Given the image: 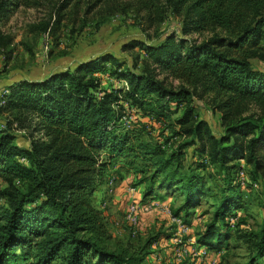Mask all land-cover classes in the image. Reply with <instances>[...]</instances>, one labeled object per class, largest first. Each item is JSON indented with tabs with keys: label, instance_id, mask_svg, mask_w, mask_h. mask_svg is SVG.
Here are the masks:
<instances>
[{
	"label": "trees",
	"instance_id": "trees-1",
	"mask_svg": "<svg viewBox=\"0 0 264 264\" xmlns=\"http://www.w3.org/2000/svg\"><path fill=\"white\" fill-rule=\"evenodd\" d=\"M77 1L61 0L59 8ZM144 1L179 16L181 34L143 45L140 70L103 52L41 78H18L0 93V264H142L138 251L104 244L103 217L92 204L95 183L118 157L149 172L145 191L154 183L179 191L171 215L182 211L185 219L212 191L208 177L220 174L196 245L217 252L235 237L249 249L241 264H264V214L255 231L231 230L229 221L244 200L236 174L244 168L250 181L264 182V71L249 62L264 60V0ZM8 3L16 4L0 0V10ZM205 29L206 37H187ZM97 71L126 87H101ZM167 75L180 83L167 86ZM204 96L219 112L217 136L195 110ZM20 135L26 144L17 143Z\"/></svg>",
	"mask_w": 264,
	"mask_h": 264
},
{
	"label": "rangeland",
	"instance_id": "rangeland-1",
	"mask_svg": "<svg viewBox=\"0 0 264 264\" xmlns=\"http://www.w3.org/2000/svg\"><path fill=\"white\" fill-rule=\"evenodd\" d=\"M15 3H8L6 12L0 10V93L6 90L7 83L18 78H41L103 52L114 54L138 71L146 61L143 45L156 44L168 33L181 34L179 16L166 7L148 8L144 0H78L60 8L61 0H15ZM57 13H61L59 23L50 28ZM210 32L205 29L187 37L201 39ZM132 40L140 44L123 46ZM249 62L264 71V60L249 58ZM92 76L101 87L121 85V79L108 71H97ZM161 76L163 73L158 74ZM179 83L173 76L165 78L167 86L176 87ZM248 105L254 110L252 103ZM194 106L197 114L209 122L212 133L219 135L222 131L219 112L211 107L208 97L196 98ZM153 125L157 127L159 123ZM17 143L26 144V140L20 135ZM190 150L186 149L187 155ZM205 170L211 173L213 169L208 166ZM241 171L243 184L235 182L236 176L233 183L242 189L244 200L232 216L230 229L255 231L264 214V182L260 179L252 187L245 169ZM148 173L128 163V157H118L95 183L92 204L103 217L106 231L103 242L107 247L123 246L129 252L138 251L143 257L142 264H198L206 259L214 260L215 264H241L247 260L246 243L235 237L217 252L209 250L205 255L198 252L194 235L211 217L212 204L224 182L220 174L208 177L212 191L200 197L186 219L182 211L178 212L176 217L186 228L174 235L179 224L171 219V214L180 204L181 194L158 188L156 183L145 191L148 180L141 182V178ZM4 184L0 179V186ZM148 194L151 195L146 198ZM131 202L137 205V222L133 226L126 219V208ZM158 232L169 236L152 240ZM175 236H179V242L171 241ZM47 264L62 262L55 258Z\"/></svg>",
	"mask_w": 264,
	"mask_h": 264
},
{
	"label": "built area",
	"instance_id": "built-area-1",
	"mask_svg": "<svg viewBox=\"0 0 264 264\" xmlns=\"http://www.w3.org/2000/svg\"><path fill=\"white\" fill-rule=\"evenodd\" d=\"M121 82V85L123 87H126V81L121 79L120 80ZM257 181H250V184L251 186H256L257 185ZM235 182L239 183V184H243V175H242V171L240 170L237 174H236V180ZM136 210H137V205L134 203V202H131L127 205V208H126V219H127V222L128 224L130 225H135L136 222H137V214H136ZM171 219H173L175 222H177L179 225L178 227H176L175 229V232H174V235L178 233L179 230H183L186 228L185 225H183L182 223H180V219L177 218L176 216H171ZM232 220H233V217H229V221H230V224L232 225ZM133 231V230H132ZM173 240L171 241H174V242H179V236H175L172 238ZM198 252L200 255H205L207 252H209V250H207L204 246H198ZM198 264H215L214 260L212 259H206L205 261H201V262H198Z\"/></svg>",
	"mask_w": 264,
	"mask_h": 264
},
{
	"label": "crops",
	"instance_id": "crops-1",
	"mask_svg": "<svg viewBox=\"0 0 264 264\" xmlns=\"http://www.w3.org/2000/svg\"><path fill=\"white\" fill-rule=\"evenodd\" d=\"M208 123H209V122H208ZM209 125H210V124H209ZM192 237H193V235H191V237H190V238H192ZM190 238H189V239H190ZM190 241H191V240H190Z\"/></svg>",
	"mask_w": 264,
	"mask_h": 264
}]
</instances>
